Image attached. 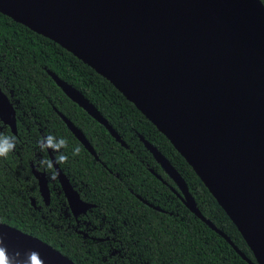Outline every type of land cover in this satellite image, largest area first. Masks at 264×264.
<instances>
[{"label":"water","instance_id":"water-1","mask_svg":"<svg viewBox=\"0 0 264 264\" xmlns=\"http://www.w3.org/2000/svg\"><path fill=\"white\" fill-rule=\"evenodd\" d=\"M0 12L62 45L106 78L186 159L264 264V4L261 0H0ZM73 102L125 142L74 87L48 71ZM97 158L83 133L59 113ZM0 120L16 134V111L0 87ZM187 208L199 211L169 160L142 136ZM56 178L74 216L94 205L81 199L50 149ZM46 205L44 171L31 164ZM157 177H160L157 175ZM31 204L35 206L34 199ZM6 259L75 264L41 239L0 222ZM86 235V234H85Z\"/></svg>","mask_w":264,"mask_h":264},{"label":"trees","instance_id":"trees-1","mask_svg":"<svg viewBox=\"0 0 264 264\" xmlns=\"http://www.w3.org/2000/svg\"><path fill=\"white\" fill-rule=\"evenodd\" d=\"M48 71L77 89L126 146L67 97ZM0 87L14 105L16 134L1 120L0 132L17 137L15 150L0 159V222L50 244L75 264H251L172 191L176 184L142 136L179 172L201 214L258 264L238 227L186 159L131 101L62 45L1 12ZM59 113L83 133L97 158ZM48 135L67 141L60 151L68 160L56 163L81 198L94 204L76 228L87 236L67 226L74 219L64 210L67 204L59 182L49 179L51 172L39 164L42 159L52 163L48 149L38 146ZM75 146L80 153L72 156ZM49 149L56 161V153ZM31 164L46 174L48 205Z\"/></svg>","mask_w":264,"mask_h":264},{"label":"clouds","instance_id":"clouds-1","mask_svg":"<svg viewBox=\"0 0 264 264\" xmlns=\"http://www.w3.org/2000/svg\"><path fill=\"white\" fill-rule=\"evenodd\" d=\"M17 145V137L11 134L0 132V159H6L8 155L13 152ZM39 148L41 151H46L51 148L56 153V162L62 164L68 160V156L61 152L60 149L67 147V141L63 138H56L53 135H48L39 142ZM80 153L79 146H75L72 149V156H77ZM42 168L51 172L49 179L55 180L56 174L53 169V164L48 159H42L39 161ZM3 242V234H0V244ZM36 252L30 254L26 260L18 261L16 264H31L32 256ZM0 264H12L9 259H6V249L0 247Z\"/></svg>","mask_w":264,"mask_h":264},{"label":"flooded vegetation","instance_id":"flooded-vegetation-1","mask_svg":"<svg viewBox=\"0 0 264 264\" xmlns=\"http://www.w3.org/2000/svg\"><path fill=\"white\" fill-rule=\"evenodd\" d=\"M73 187H74V185H73ZM75 188V187H74ZM76 189V188H75ZM78 192H79V190L78 189H76ZM61 191H62V189H61ZM62 193H63V191H62ZM79 194H80V192H79ZM63 195H64V193H63ZM65 197V196H64ZM81 197V196H80ZM82 199V198H81ZM65 200H66V198H65ZM83 200V199H82ZM84 201H86V200H84ZM86 202H88V201H86ZM88 203H90V202H88ZM66 204H67V207H65V211H69L70 212V214L73 216V219H74V224H69V225H67L68 227H75V231H78L79 233H81V234H83L84 236H87L88 235V233H86L85 231H83V230H80V229H76L77 227H79V222H80V218H82L83 217V215H86L87 213H88V211L89 210H91V208H89L85 213H81V214H79L78 216H74L73 215V213L71 212V209L69 208V206H68V203H67V201H66ZM91 204H93V203H91ZM94 205V204H93ZM66 226V227H67ZM86 234V235H85Z\"/></svg>","mask_w":264,"mask_h":264}]
</instances>
